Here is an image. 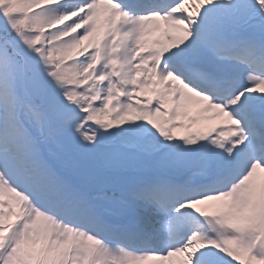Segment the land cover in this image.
I'll return each instance as SVG.
<instances>
[{
    "label": "snow or ice",
    "instance_id": "snow-or-ice-1",
    "mask_svg": "<svg viewBox=\"0 0 264 264\" xmlns=\"http://www.w3.org/2000/svg\"><path fill=\"white\" fill-rule=\"evenodd\" d=\"M0 264H264V0H0Z\"/></svg>",
    "mask_w": 264,
    "mask_h": 264
}]
</instances>
